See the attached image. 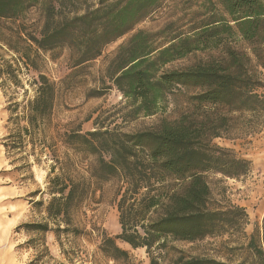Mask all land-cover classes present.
Masks as SVG:
<instances>
[{
	"label": "trees",
	"instance_id": "trees-1",
	"mask_svg": "<svg viewBox=\"0 0 264 264\" xmlns=\"http://www.w3.org/2000/svg\"><path fill=\"white\" fill-rule=\"evenodd\" d=\"M166 0H97L82 11L71 0H0V45L14 59L0 55V80L20 85L21 67L38 71L35 92L21 107L10 102L9 121L15 127L3 145L7 151L33 152L40 146L60 164L50 177L52 195L46 221L20 225L28 232L61 234L79 232L73 226L76 212L103 184L117 180L120 232L101 233L98 249L115 262H126L132 248L168 242L193 243L224 234H244L248 214L238 205L213 207L206 175L228 178L246 175L251 161L216 139L235 141L264 132V0H215L222 13L192 29L155 44L152 34L138 30L121 43L106 61L98 82L87 98L101 97L116 88L124 98V120L153 116L166 109L175 88L187 89L185 104L174 120L163 118L155 126L124 131L97 123L96 128L65 131L60 142L74 153L90 158L85 174L72 177L59 160L57 145L47 128L63 87L85 66L98 59L114 41L132 32ZM39 8V25L28 23V13ZM68 51L70 73L61 81L39 71L43 54L57 59ZM206 53L185 67H164L189 54ZM15 61V63L13 62ZM21 121L24 124H21ZM56 167L52 165L51 173ZM139 195V197H138ZM39 201L37 204H41ZM52 221L56 227L50 226ZM232 250L238 247H230ZM238 262L205 256L179 255L169 264H264V219L256 225ZM149 264H159L155 258Z\"/></svg>",
	"mask_w": 264,
	"mask_h": 264
},
{
	"label": "rangeland",
	"instance_id": "rangeland-1",
	"mask_svg": "<svg viewBox=\"0 0 264 264\" xmlns=\"http://www.w3.org/2000/svg\"><path fill=\"white\" fill-rule=\"evenodd\" d=\"M74 7L82 11L87 5L96 4L97 0H71ZM222 13L215 0H166L152 16L139 23L124 37L109 44L103 54L87 64L80 74L72 79L71 86L62 88L47 132L57 145L58 159L68 157L67 173L72 177L86 175L85 170L90 158L67 149L60 142V135L65 131L81 129L83 132L96 128L97 123L107 128L119 127L124 131H136L155 126L161 119L174 120L185 104V95L190 91L175 88L168 96L166 109L153 116H141L134 120H124L121 108L124 104L122 94L114 87L105 91L101 97L87 98L89 89L99 87L98 79L106 61L114 54L117 47L138 30L152 34L155 44L163 43L176 35H190L195 26H199L211 17ZM40 10L32 9L27 16L28 23L39 25ZM0 55L6 60H13L14 53L0 45ZM206 53L197 52L167 64L164 69L185 67L201 58ZM68 51L57 59L50 54L42 55L38 67L51 80L61 82L69 73ZM15 63V61H13ZM38 71L21 67L18 73L20 85L6 84L0 80V264H149L151 258L159 264H169L179 255L205 256L218 260L238 262L246 256V243L256 225H262L264 219V132L247 137L242 135L235 141L220 138L216 143L233 149L239 156L251 161L249 172L239 178H228L219 173L206 175L211 190L210 205L228 207L238 205L245 209L248 221L244 234H224L208 237L193 243L168 242L159 249L155 244L150 250L146 247L132 248L118 241L129 252L126 262H115L105 256L98 246L101 233L110 235L120 232L118 222L119 191L122 184L117 180L103 184L96 194L86 200L78 209L73 226L77 235L57 234L50 230L46 233L28 232L20 225L46 221V206L52 195L49 191L50 177L60 173V164L49 155L48 150L41 152L40 146L35 152L31 146L25 150L7 153L3 143L8 133L15 127L9 121L10 102L20 104L19 112L26 100L33 96V79ZM23 125L24 122L21 121ZM55 165V173L51 167ZM139 197V195H138ZM42 201L41 204H37ZM50 226L56 225L50 221ZM230 247H238L232 250Z\"/></svg>",
	"mask_w": 264,
	"mask_h": 264
},
{
	"label": "crops",
	"instance_id": "crops-1",
	"mask_svg": "<svg viewBox=\"0 0 264 264\" xmlns=\"http://www.w3.org/2000/svg\"><path fill=\"white\" fill-rule=\"evenodd\" d=\"M263 75H264V70H263Z\"/></svg>",
	"mask_w": 264,
	"mask_h": 264
}]
</instances>
